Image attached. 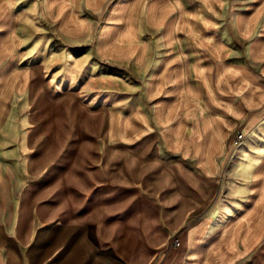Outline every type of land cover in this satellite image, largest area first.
I'll use <instances>...</instances> for the list:
<instances>
[{
	"label": "crops",
	"instance_id": "crops-1",
	"mask_svg": "<svg viewBox=\"0 0 264 264\" xmlns=\"http://www.w3.org/2000/svg\"><path fill=\"white\" fill-rule=\"evenodd\" d=\"M35 4L65 46L81 49L93 40L91 55L97 60L143 74L142 91L133 98V108L107 113V151L154 137L160 140L162 153L174 157L180 173L187 170L185 164L190 165L192 180L197 182L223 185L226 178L221 174L227 169L242 170L244 179L229 183L228 193L240 202L220 214L213 207L201 211L198 191L186 197L183 192L162 194L177 203L167 209L143 210V218L137 217L135 208L123 210L127 227H141L145 234L140 248L155 251L144 264L151 263L155 254L160 256L159 264H240L248 259L264 242V0H241L240 4L228 0H0V126L9 119L12 122L8 112L13 105L16 108L31 98H35L38 124L70 120L72 93H52L42 79V68L26 61L27 36L22 25ZM106 4L113 5L103 13ZM121 4L126 5L123 13L118 12ZM95 16L100 17L101 26L94 36L90 26ZM143 25L149 31L141 36ZM235 130L245 137L238 146L229 141ZM39 135L40 128L35 130V136ZM87 147L66 145L64 140L52 152H87ZM18 148L22 153V146ZM5 179L0 157V185ZM28 197V190L20 197L13 228L0 217V264H55L50 257L45 263L43 258L33 262L26 255L35 229L33 217H27L24 201ZM194 200L195 207L183 203ZM96 219L87 209L80 210V223H96ZM117 222H121L119 214ZM171 237L180 242L178 248L170 247ZM79 245V262L75 259L74 264H104L97 246ZM71 256L65 251L63 264H72Z\"/></svg>",
	"mask_w": 264,
	"mask_h": 264
},
{
	"label": "rangeland",
	"instance_id": "rangeland-1",
	"mask_svg": "<svg viewBox=\"0 0 264 264\" xmlns=\"http://www.w3.org/2000/svg\"><path fill=\"white\" fill-rule=\"evenodd\" d=\"M228 1L240 4L241 0ZM112 5L106 4L103 13H107ZM125 6L121 4L118 12L123 13ZM190 10H185L187 16ZM232 11L228 10L226 16L230 17ZM93 21L95 23L90 27L95 36L101 26L100 17H93ZM224 28H228L227 23ZM140 31L144 36L149 30L143 25ZM22 32L27 36V63L42 68L39 69L42 79L50 84L52 93H72L69 122L40 120L38 124L35 98H31L16 108L13 105L8 112L12 122L9 119L0 126V157L6 173V179L0 185V217L13 228L20 197L28 190V201L24 202L27 217H33L35 229L26 255L33 262L35 258H43L46 263L50 257L55 259V264H63L64 253L68 251V254L72 253L74 264L75 259L79 262V244L83 243L88 247L97 246L98 254L103 253L100 257L104 258V264H144L155 251L140 248L145 234L141 227H127L123 210L135 208L137 217L143 218V210L174 207L177 202L169 199L170 196L163 198L162 194L175 192H183L186 197L188 193L198 191L201 211L213 207L218 214L240 202L228 194L231 192L229 183L244 179L242 170L235 166L221 174L226 178L223 185L214 186L192 180L190 165L185 164L187 170L180 173L174 157L162 153L158 138L139 139L131 147L107 151V113L112 109L127 112L133 108V98L142 91L144 77L141 72L97 60L91 55L93 40L81 49L65 46L53 26L43 21L37 4L23 23ZM67 75H71L69 80ZM48 124L52 127L50 131ZM39 128L40 135L35 136V130ZM5 130L8 137H5ZM49 132L51 136L48 137ZM239 133L242 134L235 130L229 136L233 146L245 140L242 134L243 140L234 143ZM64 140L66 145L88 146L87 152L81 149L68 154L53 153V147L59 150ZM19 145L22 153L18 152ZM10 149L13 152L9 153ZM65 156L67 162L64 164ZM81 194L85 199H81ZM183 203L189 207L197 205L196 200ZM81 209L97 215L96 223H80ZM118 214L120 223L117 222ZM174 240L169 239L170 247L178 248ZM129 245L135 248H129ZM159 258L155 254L149 264H159ZM240 264H264V242Z\"/></svg>",
	"mask_w": 264,
	"mask_h": 264
},
{
	"label": "built area",
	"instance_id": "built-area-1",
	"mask_svg": "<svg viewBox=\"0 0 264 264\" xmlns=\"http://www.w3.org/2000/svg\"><path fill=\"white\" fill-rule=\"evenodd\" d=\"M242 140H243V135L239 133V134H237V136L235 137L234 143H235V144H238V143H240ZM174 245H175L176 247H179V246H180V243H179V241H178L177 239L174 240Z\"/></svg>",
	"mask_w": 264,
	"mask_h": 264
}]
</instances>
